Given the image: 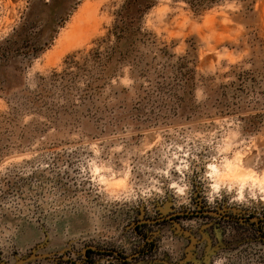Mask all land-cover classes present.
<instances>
[{
  "label": "rangeland",
  "instance_id": "374dc122",
  "mask_svg": "<svg viewBox=\"0 0 264 264\" xmlns=\"http://www.w3.org/2000/svg\"><path fill=\"white\" fill-rule=\"evenodd\" d=\"M90 260L264 264V0H0V264Z\"/></svg>",
  "mask_w": 264,
  "mask_h": 264
},
{
  "label": "flooded vegetation",
  "instance_id": "af4514ba",
  "mask_svg": "<svg viewBox=\"0 0 264 264\" xmlns=\"http://www.w3.org/2000/svg\"><path fill=\"white\" fill-rule=\"evenodd\" d=\"M197 216H195V219H196V217H204V216H206V217H209V214L210 215H212L213 213H210V211H198V212H196L195 213ZM184 219H189L188 217H185ZM217 220H218V218H216ZM222 221V220H221ZM225 221H227V220H225ZM230 222H233V221H230ZM245 223V222H247V219H245V218H241V222H239V221H235L234 223L236 224V225H240V227L241 226H243L242 224L243 223ZM244 227V226H243ZM263 235V234H262ZM92 260H90V261H87L88 262V264L91 262Z\"/></svg>",
  "mask_w": 264,
  "mask_h": 264
}]
</instances>
